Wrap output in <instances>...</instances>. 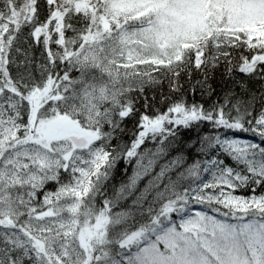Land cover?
Returning <instances> with one entry per match:
<instances>
[{
    "label": "snow or ice",
    "instance_id": "snow-or-ice-1",
    "mask_svg": "<svg viewBox=\"0 0 264 264\" xmlns=\"http://www.w3.org/2000/svg\"><path fill=\"white\" fill-rule=\"evenodd\" d=\"M0 264H264V0H0Z\"/></svg>",
    "mask_w": 264,
    "mask_h": 264
},
{
    "label": "trees",
    "instance_id": "trees-1",
    "mask_svg": "<svg viewBox=\"0 0 264 264\" xmlns=\"http://www.w3.org/2000/svg\"><path fill=\"white\" fill-rule=\"evenodd\" d=\"M157 99H159V97ZM156 107L160 108L161 105L157 104ZM129 127H131V123H129ZM190 135L191 134H189V133H184V139L188 140ZM245 138L253 139V137H251V135H246ZM124 139L128 140V137L125 136ZM144 148L154 150L155 145L152 142H148L142 146L141 150H143ZM179 151L184 152V154H185V158H186V165L185 166L193 163V160L195 158V155H194L195 149H192L191 151L186 150L182 144ZM176 155H177V151H172L168 156L158 158L156 161V164L153 168V173L158 172L160 170L161 165L167 164ZM142 163L147 165V163H148L147 159H145ZM137 170L138 169H137L136 158H133L131 161L121 160L118 163L116 169L114 170L111 179L107 182V194H108V196L110 198H113L114 197V190H118L122 184H127L129 182V179L133 176L134 172ZM150 178H151V175L143 177L138 182V187L143 188L144 185L148 182V179H150ZM238 194H240V193H238ZM97 203L99 204L100 201H98ZM130 204H131V198H129L127 200H120L117 204V207L113 210L114 211L126 210L128 205H130Z\"/></svg>",
    "mask_w": 264,
    "mask_h": 264
}]
</instances>
